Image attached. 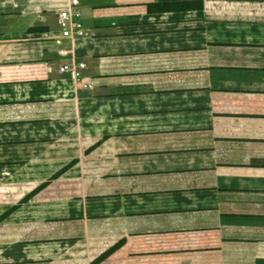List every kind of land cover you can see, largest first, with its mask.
Here are the masks:
<instances>
[{
  "label": "crops",
  "instance_id": "crops-1",
  "mask_svg": "<svg viewBox=\"0 0 264 264\" xmlns=\"http://www.w3.org/2000/svg\"><path fill=\"white\" fill-rule=\"evenodd\" d=\"M113 248L264 264V0H0V264Z\"/></svg>",
  "mask_w": 264,
  "mask_h": 264
},
{
  "label": "built area",
  "instance_id": "built-area-1",
  "mask_svg": "<svg viewBox=\"0 0 264 264\" xmlns=\"http://www.w3.org/2000/svg\"><path fill=\"white\" fill-rule=\"evenodd\" d=\"M60 23L63 26V37L66 38H76L84 34V26L81 21L80 13L73 8L64 10L59 14ZM79 69H84L85 64L81 63L79 65H65L61 67L60 71L62 73L70 72L76 76L77 80H80ZM83 89H91L92 85L87 83L79 84Z\"/></svg>",
  "mask_w": 264,
  "mask_h": 264
},
{
  "label": "trees",
  "instance_id": "trees-1",
  "mask_svg": "<svg viewBox=\"0 0 264 264\" xmlns=\"http://www.w3.org/2000/svg\"><path fill=\"white\" fill-rule=\"evenodd\" d=\"M25 201V200H24ZM23 201V202H24ZM115 250V248L109 250L108 252H106L104 255H102L99 259H97L93 264H97L99 262H101L102 260H104L106 257H108L113 251Z\"/></svg>",
  "mask_w": 264,
  "mask_h": 264
}]
</instances>
